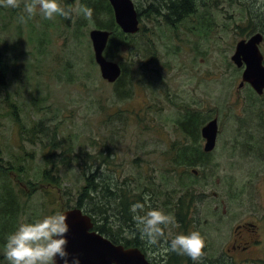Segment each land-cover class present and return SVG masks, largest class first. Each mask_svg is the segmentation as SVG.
Wrapping results in <instances>:
<instances>
[{"label": "rangeland", "instance_id": "rangeland-1", "mask_svg": "<svg viewBox=\"0 0 264 264\" xmlns=\"http://www.w3.org/2000/svg\"><path fill=\"white\" fill-rule=\"evenodd\" d=\"M30 2L0 6V264H10L5 246L21 224L74 208L89 170L141 204L149 194L145 211L174 216L176 199L189 207L180 212L185 229L175 221L165 238L199 231L206 246L198 262L177 255L180 264H216L223 253L230 264H264V94L239 89L243 67L231 61L236 44L256 33L264 56V0H195L174 25L162 0H132L139 32L114 58L104 52L126 71L122 87L101 78L89 38L96 20L79 11L99 3L97 20L108 22L107 0H57L70 15L51 20L39 7L29 18ZM188 113L201 123L194 138L177 126ZM212 119L216 146L202 157L200 129ZM184 148L201 165L179 167ZM47 160L59 173L44 175ZM244 224L255 225L256 245L241 258L228 250ZM148 246L170 254L163 239Z\"/></svg>", "mask_w": 264, "mask_h": 264}, {"label": "water", "instance_id": "water-1", "mask_svg": "<svg viewBox=\"0 0 264 264\" xmlns=\"http://www.w3.org/2000/svg\"><path fill=\"white\" fill-rule=\"evenodd\" d=\"M112 8L115 24L125 35L139 32V17L132 0H107ZM111 33L106 30L94 29L89 33L92 44L94 61L99 68L100 76L108 83H115L122 74L119 64L108 60L105 55ZM263 36L253 34L247 41L241 40L236 44L232 63L239 69L243 67L241 81L238 88L245 84L257 96L264 93V63L259 50ZM264 123V116H263ZM218 133L217 119L210 120L201 128V136L205 140L204 152L213 151L216 146ZM66 215L69 232L67 233V251L69 259L75 256L80 264H150L137 248H124L115 245L94 231L91 217L78 208H71L61 212ZM56 264H63L57 258Z\"/></svg>", "mask_w": 264, "mask_h": 264}, {"label": "clouds", "instance_id": "clouds-1", "mask_svg": "<svg viewBox=\"0 0 264 264\" xmlns=\"http://www.w3.org/2000/svg\"><path fill=\"white\" fill-rule=\"evenodd\" d=\"M0 6L17 8L19 0H0ZM37 7L42 16L49 20L56 15L65 18L70 15L69 10L62 8L57 0H31L30 3L25 4L29 18L36 14ZM79 11L86 19H92L93 9L81 6ZM20 21L26 22L23 16L20 17ZM149 199L150 195L145 194V204L137 202L130 207L141 238L151 245H156L163 239L168 251L177 255H187L194 262L200 261L206 246L201 233L192 231L186 235H177L168 241L165 238L164 228L173 224L175 217L157 209L145 211ZM68 232L67 217L60 213L45 216L32 223H23L7 239L6 258L10 264H56L57 258L63 264H80L78 257L73 256L69 259Z\"/></svg>", "mask_w": 264, "mask_h": 264}, {"label": "trees", "instance_id": "trees-1", "mask_svg": "<svg viewBox=\"0 0 264 264\" xmlns=\"http://www.w3.org/2000/svg\"><path fill=\"white\" fill-rule=\"evenodd\" d=\"M162 1L165 10L169 13V15L164 16V18L170 25H174L181 19H185L188 14L193 13V10L195 8V0ZM91 7L93 9L94 18L96 20V28L109 31L111 33L108 46L105 49V55L110 58H114L117 48L122 45L124 41H126L125 39L127 37L132 36L125 35L120 31L118 26L115 24V21L113 20V11L111 10L112 8H107L108 13L111 16L109 21L98 22V15L103 14L102 8L99 3L92 5ZM152 12L154 13V11ZM250 20H252L251 17ZM251 29L255 30V32L253 33L261 31L260 29H256L255 27ZM121 69L122 74L115 83L117 86L120 85L122 87V85L126 84L128 79L124 68L121 67ZM127 92H125V94ZM184 120L185 121L179 120L177 122L178 128L182 129L185 134H194L195 137V135L198 134V130L201 125L198 118L194 114L188 113ZM183 152L184 150L178 153V158L176 160V164L179 167L181 165H183L184 167H195L201 165V162H198L199 160L197 159L189 160L184 158ZM45 158L47 159V155L45 156ZM47 161L52 162V166L44 175L49 176L54 171L59 173V166L54 161ZM53 179L55 178L53 177ZM131 199L134 202H131ZM131 199H129L123 189L113 188L105 181L100 182L97 173L89 170V172L85 176V184L81 189L80 198L74 208L81 209L83 210V212L89 214L92 217L93 224L99 225V232L108 236L107 238L114 244L122 245L124 248H138V245L141 242V239L139 238L140 233L137 230L136 224L133 220V214L130 211V207L131 205L136 204L137 202L140 203L141 201H137L140 198L139 196L135 195L131 196ZM175 204L176 207L175 205H173L174 208H177L179 211L175 212V221L180 227H182V229H185V226L187 225V219H185L186 214H181L180 211L188 210L189 207L184 205L181 199H176ZM170 207H172V204ZM67 209L71 208H66L65 210ZM114 227L118 230L111 229ZM123 232H129L128 238H122ZM172 260L175 261V264H180V261L174 259Z\"/></svg>", "mask_w": 264, "mask_h": 264}, {"label": "flooded vegetation", "instance_id": "flooded-vegetation-1", "mask_svg": "<svg viewBox=\"0 0 264 264\" xmlns=\"http://www.w3.org/2000/svg\"><path fill=\"white\" fill-rule=\"evenodd\" d=\"M252 36V35H251ZM250 36V37H251ZM250 37H248L247 39H243L245 41H247ZM260 45V44H259ZM260 50V49H259ZM263 56V55H262ZM263 63H264V56H263ZM243 72V71H242ZM241 81V80H240ZM245 86V85H244ZM249 86V85H248ZM253 91V90H252ZM254 92V91H253ZM255 93V92H254ZM264 94V93H263ZM263 96V95H262ZM261 97V96H259ZM181 131L184 133V131L181 129ZM200 134H201V129H200ZM184 135L186 136H191L194 138V134H185ZM197 136V134H196ZM195 136V137H196ZM202 137V136H201ZM204 140V139H203ZM205 141V140H204ZM188 149V148H186ZM185 150L182 149L181 151ZM204 152V150H203ZM207 153H201L202 157H205ZM201 158H197L198 160L202 159ZM199 166V165H198ZM193 173L196 175V172L193 171ZM158 210V209H157ZM190 209L188 210H182L180 212H189ZM147 211V210H146ZM162 211V210H160ZM171 212H179L177 211L176 209H172ZM85 213V212H84ZM87 214V213H85ZM89 215V214H87ZM90 216V215H89ZM91 217V216H90ZM92 219V217H91ZM93 222V221H92ZM98 226L99 225H94L93 224V228L91 229V231H94L96 232L97 234L101 235L102 237H104L105 239L109 240L104 234H101L98 230ZM193 228V227H192ZM255 225L254 224H244V225H241V226H237L235 228V235L237 236V238L234 240V242H232L231 246H230V249L228 251H233V252H236L238 256H241V258L245 255V253L247 252V254L249 255H253L251 253L252 251V246H255L256 245V240L255 238H253V234L256 232L255 230ZM247 232V233H245ZM245 233V236H243V234ZM129 234H124L122 235V238H128ZM141 236H139L140 238ZM110 241V240H109ZM113 243V242H112ZM114 244V243H113ZM115 245H118V244H115ZM128 248H134V247H128ZM157 248H160V247H157ZM143 255L144 257L146 258V260L150 263V264H157L158 262V259H164V260H167L169 257L174 260H178V256L175 252H170V254H154V251L151 250V248H149L148 246V243L146 240H143L142 242L139 243L138 245V248H137ZM205 249V248H204ZM179 257H182L183 259L180 260V261H183V262H192L191 258L188 257L187 255H182V256H179ZM227 257H228V260L231 262H234V257L228 255L227 253H223L222 256H220L219 258V261L216 262V264H230V262H228L227 260ZM179 261V260H178ZM244 262L246 261V259L243 260ZM211 262L209 261H205L204 264H210ZM213 264V263H212Z\"/></svg>", "mask_w": 264, "mask_h": 264}, {"label": "bare ground", "instance_id": "bare-ground-1", "mask_svg": "<svg viewBox=\"0 0 264 264\" xmlns=\"http://www.w3.org/2000/svg\"><path fill=\"white\" fill-rule=\"evenodd\" d=\"M92 220V219H91Z\"/></svg>", "mask_w": 264, "mask_h": 264}]
</instances>
